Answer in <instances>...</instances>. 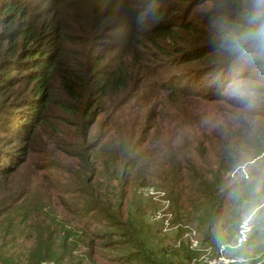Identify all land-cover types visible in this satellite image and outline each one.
Wrapping results in <instances>:
<instances>
[{"label": "trees", "instance_id": "16d2710c", "mask_svg": "<svg viewBox=\"0 0 264 264\" xmlns=\"http://www.w3.org/2000/svg\"><path fill=\"white\" fill-rule=\"evenodd\" d=\"M164 1L0 0V264H188L193 239L218 256L247 216L234 264H264V0H207L227 36L149 7ZM111 27L122 47L98 69L107 50L88 46ZM246 51L255 69L233 73ZM237 75L252 84L215 106ZM146 184L167 194L174 237L148 222Z\"/></svg>", "mask_w": 264, "mask_h": 264}, {"label": "rangeland", "instance_id": "374dc122", "mask_svg": "<svg viewBox=\"0 0 264 264\" xmlns=\"http://www.w3.org/2000/svg\"><path fill=\"white\" fill-rule=\"evenodd\" d=\"M90 0H85V4H88ZM191 3L193 4V7L191 5ZM176 4L180 5V11H175L171 8L175 7ZM157 6L159 7H165L168 8V15H174L176 16L175 18V22H180V21H191L196 23L198 26L199 24L203 25L202 27H205L207 29L209 28H216V29H220L218 36H227L228 33L225 32V27L221 26L219 23H217V19H215V15L210 16L209 18V13L214 12V10L211 8L212 7V3L210 1L207 0H165L164 2H153L152 5H150L149 7H152V9H155ZM180 15V18H177V15ZM122 12L121 9L114 15V17H118L121 16ZM142 21L146 22V24L144 25L145 27H147V24H150L151 21V17L148 16V12L147 10L145 11V16L142 19ZM174 22V23H175ZM205 24V25H204ZM111 23L108 24V26H110ZM105 28H101V30H104ZM107 35L106 38L102 39L100 42L99 41H93L89 46H88V50L93 48L94 45V54L93 55V59H95V57L100 56L101 55V51L100 50H107V55L104 59L103 62H101L100 66L98 67V69H100L103 65H105L108 61L109 58H111L112 56H114L122 47L121 43H119V41L116 38V34L119 32V29H115V27H111V29H108L107 31ZM206 36L204 35V38ZM104 40V41H103ZM79 43V42H78ZM76 48H78V46L76 45ZM82 47L80 45V48L77 50L78 54L76 55V60L80 61L83 63V65L80 66H87V62L93 59L90 58H86L82 56V51H81ZM223 51H218L216 53V58H218L220 56L221 53H229V49H222ZM100 52V53H99ZM98 53V54H97ZM250 52L244 53L245 55H241L242 57H240L239 59H236V61L233 62V64L231 65L233 68V73L234 72H245V71H251L253 69H255L254 67L250 66V64L252 63V59L251 57H247V55H249ZM97 54V55H96ZM212 55H209V57H211ZM250 56V55H249ZM208 56H206L205 59H207ZM160 58H164L165 60L167 58L165 57H160ZM168 61V60H167ZM166 61V62H167ZM166 62H162L160 63L163 66V72H171V70H173V72H185L186 68L185 67H181L179 70L176 69V64H171V63H166ZM187 72H192V67H190ZM238 73V74H239ZM239 77V75L235 76V80L234 78L232 79L230 85H227L226 89L224 90L223 93V99L220 101H216L214 103V105H220V106H228L227 102L230 98L231 99H235L236 96L241 95V93H236L240 86L242 85H249L252 84V81L249 79H237ZM191 78V77H190ZM203 78V79H202ZM202 80L205 79V76L201 77ZM198 84V82H197ZM233 101V100H232ZM211 106V103H209L207 105V108H209ZM206 108V110H207ZM210 109V108H209ZM3 136V135H2ZM9 137L10 140L11 136H6ZM22 144V142L20 143ZM19 145V143H16L14 146ZM38 157H36V155H32V161H31V166L29 167V170H27V174H29V176L31 175H35L36 177L38 176V179H43V172L45 170H35L34 169V163L38 162ZM251 164L250 161H248V166ZM248 167L247 165L245 166V163L237 166L234 168L233 171L230 172V177L235 180H239L241 178L246 179L248 177ZM23 178V175H22ZM40 179V180H41ZM15 182H20L21 181V175L19 176V178L17 177L16 179H14ZM148 189H153L155 192V195H152ZM163 192L162 190H159L158 187L156 185H151V184H146V185H141L139 187L136 188V194L138 199L141 201V203L143 205H147L148 207V222L150 224H152L154 229H157L160 231V234H165L168 235L170 237H174L178 231V227L180 226L179 223H175L174 222V216H173V212L171 209V204L170 201H167V199L169 200V198L167 197V194ZM250 216H247L246 218H244V221L247 220L246 223H244V226L248 227V230L245 232V236L247 238V234L250 231V224L248 223ZM243 221V222H244ZM242 222V223H243ZM189 225V224H188ZM187 228L192 229V231L195 232L194 227L192 226H184ZM193 234V232H192ZM25 235V234H24ZM24 235L18 237L17 242L14 246V244L9 243L6 247L8 248V252H19L20 250H26V247L29 246L30 244V240L27 239V237H25ZM238 237V236H237ZM9 240V238L7 239ZM4 242V239L2 238V234L0 233V246L2 245V243ZM192 242H198V239H193ZM245 242L241 243L240 245H244ZM12 244V246H11ZM236 244V243H235ZM235 244H228V245H223L222 249H218L220 251V253L217 255H214L212 253H210L209 247H207L205 244L199 245L198 248H195L196 251H198V256L197 258H195V260H193L191 263L188 264H234L235 262L240 263L243 261V256L239 255L238 253L240 252V245H235ZM193 246L194 248V244H191V247ZM244 250V249H243ZM1 252V251H0ZM219 257H223L224 261H222V258Z\"/></svg>", "mask_w": 264, "mask_h": 264}, {"label": "built area", "instance_id": "2783aa9c", "mask_svg": "<svg viewBox=\"0 0 264 264\" xmlns=\"http://www.w3.org/2000/svg\"><path fill=\"white\" fill-rule=\"evenodd\" d=\"M148 191L152 194V195H155V192L157 191H154L153 189H148ZM246 221H244L241 225H240V229H239V235L237 237V241H236V244L235 245H240L241 243L245 242L246 241V234L245 232L248 230V227H247V224H246V227L244 226V223H246ZM247 233V232H246ZM192 244H194V248H198L200 244V242H192ZM193 247V246H192ZM222 249V248H221ZM219 258H222V261H224V258L223 257H219Z\"/></svg>", "mask_w": 264, "mask_h": 264}]
</instances>
